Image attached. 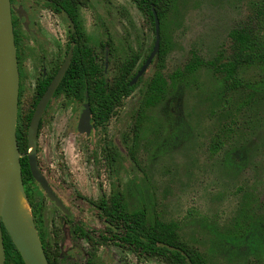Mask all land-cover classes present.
<instances>
[{
    "label": "rangeland",
    "instance_id": "1",
    "mask_svg": "<svg viewBox=\"0 0 264 264\" xmlns=\"http://www.w3.org/2000/svg\"><path fill=\"white\" fill-rule=\"evenodd\" d=\"M256 5L264 6V0H176L164 26L169 49L164 74L168 77L183 67L193 50L211 59L229 49L230 31L253 17ZM14 6L26 73L17 129L27 131L24 115L34 101L35 80L44 65L50 72L62 63L70 25L63 14L46 9L42 0H14ZM78 10L110 81L130 50L140 54L136 70L144 64L154 47V26L132 0H83ZM107 42L110 47H103ZM158 65L154 59L133 94L90 135L78 131L82 102L53 99L44 118L38 157L72 215L66 217L36 182H30L32 215L41 242L49 245L52 261L83 264L89 246L74 236V224L81 221L90 231L105 232L96 203L103 195L120 191L132 208L146 203L165 221H176L181 235L208 264H264L263 247L249 253L232 239L242 205L258 209L264 221L263 92L224 93L218 77L203 68L193 78L168 87L165 100L148 112L145 134L134 142L135 112ZM240 77L260 82L264 66L246 68ZM112 142L119 152L115 161ZM102 263L165 264L115 243L98 247L95 264Z\"/></svg>",
    "mask_w": 264,
    "mask_h": 264
},
{
    "label": "trees",
    "instance_id": "2",
    "mask_svg": "<svg viewBox=\"0 0 264 264\" xmlns=\"http://www.w3.org/2000/svg\"><path fill=\"white\" fill-rule=\"evenodd\" d=\"M132 1L153 26L154 7L161 22L158 70L145 84L143 96L135 112V121L131 132L134 142L145 134L149 121L148 112L165 100L168 87L171 84L193 78L203 68H208L218 77L224 93L251 89L255 94L261 92L264 94V79L257 83H251L240 77L241 71L246 68L264 66V6L256 5L253 17H250L246 22L237 24L230 31L229 49H221L211 59H206L199 52L193 50L183 67L177 68L167 77L163 72L169 51L164 38V26L175 8L176 0ZM82 3V0H64V8L75 23L76 33L70 36L71 42L68 44L67 51L74 42L73 58L59 89L64 91L67 98L80 102L85 100L86 92H88V101L96 110L97 123L106 125L117 108L122 106L124 100L133 94L142 80L140 78L135 85H131L132 79L142 67L141 65L136 70L140 54L134 50L125 54L119 64L118 73L110 81L104 71V65L99 63L98 53L89 43L82 26L78 10V6ZM110 44L107 42L102 46L110 47ZM17 139L20 152L26 153L28 151L27 131L17 129ZM112 145L111 159L115 161L119 152L115 147V142H112ZM130 155L133 160H136L132 151ZM21 165L23 182L26 184L29 179H32L27 156L21 158ZM26 194L32 212L35 214L29 195L27 192ZM96 204L101 211L102 218L111 224L106 225V230L112 233L111 241L133 251L139 257L160 258L165 264H189L187 260L189 257L193 264H208L204 254L181 235L179 224L176 221H165L154 212L150 205L144 203L132 208L127 203L125 195L120 191L110 197L103 196ZM3 232L5 264H25L4 227ZM76 234L85 238L90 245L84 264H95L98 247L107 244L109 238L104 234L95 236L94 233L89 232L81 225L77 226ZM232 237L245 250H249V253L255 254L258 248L260 250L262 247L264 248V221L260 218L258 209L255 210L248 204L242 205ZM42 244L49 263L58 264L57 260L52 261L45 243L42 242Z\"/></svg>",
    "mask_w": 264,
    "mask_h": 264
},
{
    "label": "water",
    "instance_id": "3",
    "mask_svg": "<svg viewBox=\"0 0 264 264\" xmlns=\"http://www.w3.org/2000/svg\"><path fill=\"white\" fill-rule=\"evenodd\" d=\"M75 29L72 18L66 14ZM155 43L154 47L139 69L131 85L138 82L153 60L158 61L161 48V22L156 9L153 7ZM73 56L71 47L68 57L59 72L51 82L48 90L41 98L32 117L28 129L27 153L30 170L33 177L40 183L48 196L69 214L62 201L49 186L46 178L39 169L37 160V138L42 113L48 100L53 95L59 82L69 68ZM20 88V72L15 43V32L12 18L11 0H0V264H5V244L3 227L10 235L25 264H50L45 254L43 244L36 230L32 209L25 191L21 158L17 139V118ZM78 129L81 133L90 134L91 107L84 105ZM23 197L31 210V217L27 222L20 213L19 201ZM174 249V247H171ZM188 263L193 264L187 257Z\"/></svg>",
    "mask_w": 264,
    "mask_h": 264
},
{
    "label": "flooded vegetation",
    "instance_id": "4",
    "mask_svg": "<svg viewBox=\"0 0 264 264\" xmlns=\"http://www.w3.org/2000/svg\"><path fill=\"white\" fill-rule=\"evenodd\" d=\"M43 1V3H44V5H45V8L46 9H48V10H50L51 12H53V13H55V14H63L64 15V17H66V19L68 20V18H67V15L66 14H68L67 12H66V10H65V8H64V0H42ZM83 1V0H82ZM11 3H12V18H13V25H14V32H15V43H16V50H17V59H18V66H19V72H20V88H19V103H18V110H19V106H20V101H21V97H22V94H23V77L25 76V72H24V70L22 69V67H21V61H22V55L24 54V42H23V37L21 36V32H20V28H19V20L15 17V14H16V9H15V6H14V0H11ZM83 4V3H82ZM79 7V6H78ZM70 16V15H69ZM71 17V16H70ZM73 20V19H72ZM68 22H69V20H68ZM73 23H74V21H73ZM69 25H70V30H69V41H68V43H67V48H68V44L71 42V38H70V36H71V34H73V33H76V27H75V29L74 30H72V27H71V24H70V22H69ZM74 26H75V23H74ZM83 26V25H82ZM71 47H72V49L74 48V42L70 45V48H69V51H70V49H71ZM67 48H66V51H65V56H64V59H63V61H62V63L60 64V65H56V66H54V68H53V70L52 71H46V68H45V62H46V60H45V58L43 57V65H44V69H43V71H42V73H41V77L40 78H37L36 80H35V84H34V93H33V96H34V101H33V103L31 104V108L29 109V111H27V113H25V115H24V118H25V120L27 121V137H28V129H29V126H30V123H31V120H32V117H33V115H34V112H35V110H36V108H37V105H38V103L40 102V100H41V98L43 97V95L46 93V91L48 90V88H49V86H50V84H51V82L53 81V79L55 78V76L57 75V73L59 72V70H60V68L63 66V64L65 63V61H66V59H67V57H68V54H69V51H67ZM72 58H73V56H72ZM72 61V60H71ZM71 64V63H70ZM69 67H70V65H69ZM67 72V71H66ZM66 74V73H65ZM137 74V73H136ZM65 76V75H64ZM64 76H63V78H64ZM143 76V75H142ZM141 76V77H142ZM135 77V76H134ZM140 77V78H141ZM63 78L61 79V81L59 82V84H58V86H57V88H56V90L54 91V93H53V95L51 96V98L48 100V102H47V104H46V106H45V109H44V111H43V113H42V116H41V120H40V125H39V129H38V138H37V160H38V164H39V169H40V171H41V173L43 174V176L46 178V176H45V174L43 173V171H42V169H41V166H40V162H39V157H38V147H39V139H40V136H41V130H42V128H43V125H44V118H45V116H46V114H47V112H48V110H49V107H50V105H51V103H52V101H53V99L54 98H58V97H64V98H66V99H69V98H67L66 97V94L64 93V91H62V90H60L59 88H60V85H61V83H62V80H63ZM133 80V79H132ZM139 81V80H138ZM135 85V84H134ZM88 92H86V98H85V100L84 101H82V103H83V109H82V112H83V110H84V105L86 104V103H89L90 104V107H91V111H92V114H91V124H92V126H93V128H92V131H93V129H94V127L95 126H97V125H99L98 123H97V121H96V116H95V114H96V110H94V108L92 107V105H91V103L88 101ZM69 100H75V99H69ZM77 101V100H76ZM80 102V101H79ZM82 112H81V115H82ZM81 115H80V118H81ZM17 120H18V118H17ZM79 121H80V119H79ZM78 125H79V122H78ZM78 131H79V129H78ZM91 131V132H92ZM81 133V132H80ZM82 134H86V133H82ZM91 134V133H90ZM89 134V135H90ZM86 135H88V134H86ZM28 149H29V147H28ZM29 151V150H28ZM28 151L26 152V153H22V155H23V157L24 156H27V153H28ZM22 157V158H23ZM27 158H28V156H27ZM28 162H29V160H28ZM30 166V165H29ZM32 174V173H31ZM46 180H47V182H48V184H49V186L51 187V189L53 190V192L56 194V196L62 201V203L65 205V207L67 208V210L70 212L69 214H67V212L66 211H64L61 207H59L56 203H55V201H53L49 196H48V194L45 192V190L42 188V186L40 185V183L33 177V175H32V179H29L28 180V182L26 183V184H24V187H25V191L28 193V195H29V198H30V201H31V203H32V205H33V211H34V204H33V202H32V200H31V196H30V189H29V183L30 182H32V181H34V182H36L40 187H41V189L44 191V193L53 201V203L65 214V216L66 217H70L71 215H72V212H71V210L69 209V207L64 203V201L59 197V195L55 192V190L53 189V187L51 186V184L49 183V181H48V179L46 178ZM113 195V194H112ZM111 195V196H112ZM104 196V195H103ZM102 196V197H103ZM101 197V198H102ZM100 198V199H101ZM35 212V211H34ZM101 212V211H100ZM102 215V214H101ZM102 217V216H101ZM104 219V218H103ZM104 222H105V224L106 225H111L110 223H107L106 221H105V219H104ZM83 226V228H85L84 227V225H83V223L81 222V221H78L77 223H75L74 224V226H73V230H72V233L74 234V236L77 238V239H83V240H85V241H87L85 238H81V237H79L77 234H76V228H77V226ZM107 227V226H106ZM86 230H88L89 232H91V233H94L95 234V236H98V235H102V234H104L106 237H108L109 238V240H108V243L107 244H109V243H113L111 240H112V233L111 232H109V231H107L106 229H105V232H94V231H90L89 229H87V228H85ZM87 243H88V246H90L89 245V242L87 241ZM107 244H103V245H107ZM46 245V244H45ZM47 246V248H48V251H49V255H50V249H49V245H46ZM100 246H102V245H100ZM86 254H87V252H86ZM86 259V258H85ZM85 259H84V262H85ZM84 262H83V264H84ZM104 264V263H103Z\"/></svg>",
    "mask_w": 264,
    "mask_h": 264
},
{
    "label": "bare ground",
    "instance_id": "5",
    "mask_svg": "<svg viewBox=\"0 0 264 264\" xmlns=\"http://www.w3.org/2000/svg\"><path fill=\"white\" fill-rule=\"evenodd\" d=\"M19 209L23 218L28 222L31 217V210L27 201L22 196L19 201Z\"/></svg>",
    "mask_w": 264,
    "mask_h": 264
}]
</instances>
